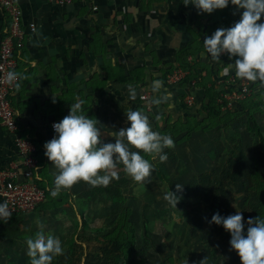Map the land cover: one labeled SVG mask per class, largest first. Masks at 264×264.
I'll return each instance as SVG.
<instances>
[{
	"label": "crops",
	"instance_id": "1",
	"mask_svg": "<svg viewBox=\"0 0 264 264\" xmlns=\"http://www.w3.org/2000/svg\"><path fill=\"white\" fill-rule=\"evenodd\" d=\"M15 1L23 11L26 38L18 57L22 79L12 96V104L21 132L29 134L43 147L56 135L52 124L67 116L78 102H82L80 112L97 120L104 143H114L117 132L130 126L126 117L128 110L143 111L152 125L157 122L156 118L162 121L171 113L173 117L184 116L180 110L187 89L166 83L168 70L177 63L181 49L195 39L199 76L204 80L214 79L217 68L222 69L223 58L214 61L209 56L203 47L205 36L220 28H230L243 11L229 4L209 14L192 5L185 6L186 0H81L63 7L49 0ZM260 22H264V16ZM9 23V15L0 5V44ZM32 24L34 30H31ZM155 79H160L163 89L171 92L170 108L168 104H151L154 96L151 84ZM129 85L136 89L135 100L129 98ZM198 90L196 115L203 102L202 89ZM142 93L148 95L147 100L140 99ZM199 116L202 120L207 118L205 113ZM256 117L261 124L258 114ZM19 159L14 136L0 126V170ZM119 170L124 171L122 164L117 166L116 171ZM58 171L45 156L42 179L49 189L55 187ZM113 183L118 182L114 179L108 185ZM76 184L90 186L83 181ZM126 186L133 189L134 184L130 180ZM82 197L84 201L95 198L92 207L96 214L91 218L98 217L91 222L84 211L87 225H82L79 232L93 239L77 243L69 241L70 238L63 240V264L72 260L77 264H116L108 260L116 252L106 251L112 246L110 241L97 238L113 227L125 208L132 209L130 220L140 212L141 208L135 205L136 195L86 193ZM0 202H3L1 198ZM4 223L0 221V231ZM94 227L104 230H92ZM4 247L5 237L0 233V264L7 261ZM76 249L80 254H76Z\"/></svg>",
	"mask_w": 264,
	"mask_h": 264
},
{
	"label": "rangeland",
	"instance_id": "2",
	"mask_svg": "<svg viewBox=\"0 0 264 264\" xmlns=\"http://www.w3.org/2000/svg\"><path fill=\"white\" fill-rule=\"evenodd\" d=\"M184 102L188 104L186 98ZM246 104L259 115L264 132V87L259 82H254ZM196 105L182 106L180 114L184 116L173 117L171 113L162 121L156 118L154 131L171 136L176 127L181 133L176 138L171 136L175 146L165 150L168 158L163 163L158 157L141 152L154 168L146 181L136 182L119 170V179H115L118 183L96 187L76 184L62 189L56 197L50 194L35 211L12 215L0 231L5 237L6 264H31L26 241L40 231L61 242L66 238L76 243L93 239L79 232L85 223L84 211L91 222L98 217L91 218L96 214L92 207L95 198L84 201L82 196L113 193L122 197L126 192L136 195L135 205L141 208L131 220L138 238L136 258L152 264H241L230 247V234L209 221L217 212L227 217L239 211L245 221L260 213L258 197L250 186L254 159L264 175V155L254 136L246 130V117L237 108L233 109L235 116L231 121L209 129L207 122L194 120L199 118ZM188 115L191 117H185ZM196 126L199 129L193 130ZM129 179L133 189L126 186ZM176 184L182 185L180 191ZM168 191L180 197L177 209L165 201ZM99 200L96 199L97 204ZM113 249L116 251L114 246L106 251L112 253ZM52 264H63V255L57 256Z\"/></svg>",
	"mask_w": 264,
	"mask_h": 264
},
{
	"label": "clouds",
	"instance_id": "3",
	"mask_svg": "<svg viewBox=\"0 0 264 264\" xmlns=\"http://www.w3.org/2000/svg\"><path fill=\"white\" fill-rule=\"evenodd\" d=\"M229 4L243 10L240 19L230 28H220L211 36H205L203 47L214 61H220L222 54H227L229 60L235 58L233 63H228L226 71L234 69L236 78L259 82L264 87V22L258 23L264 16V0H186L185 6L192 5L200 12L210 14ZM17 79V73L7 74L8 83ZM162 89L163 82L155 79L151 84L154 93L151 104H168L170 108L172 94ZM128 91L129 98L135 100L136 89L129 85ZM81 103L72 106L67 116L52 125L56 135L44 144L45 156L59 170L55 187L50 190L52 197L80 181L93 187L107 186L112 180L119 179L116 168L121 164L134 181L144 182L154 168L141 152L158 157L163 163L168 158L165 150L175 146L170 135L153 130L148 116L140 110H128L126 117L130 126L117 132L114 143H104L97 120L79 111ZM176 189L180 191L182 185L176 184ZM164 199L176 208L180 197L168 191ZM11 215L8 203L0 202V221L9 220ZM209 223L222 226L230 234V247L238 254L241 264H264V218L258 216L245 221L239 211L227 217L217 212ZM26 243L31 264H52L54 258L64 252L59 238L43 231L27 239Z\"/></svg>",
	"mask_w": 264,
	"mask_h": 264
},
{
	"label": "built area",
	"instance_id": "4",
	"mask_svg": "<svg viewBox=\"0 0 264 264\" xmlns=\"http://www.w3.org/2000/svg\"><path fill=\"white\" fill-rule=\"evenodd\" d=\"M49 1L63 7L81 0ZM0 5L10 18L9 26L0 44V126L14 136L21 155V159L0 170V198L8 203L12 215H16L35 211L45 203L48 200L49 188L41 186L43 165L36 156L37 149L31 136L21 132L18 114L12 104V96L21 80L18 57L26 38L22 23L23 11L15 0H0ZM34 29L35 26L32 24L31 30ZM222 56L226 57V62H234L235 58L229 60L227 54ZM195 61V56H189L188 65L176 63L167 74V83L171 87L180 86L192 74ZM226 69H229V64L224 65L220 74L214 78L223 88L219 101L224 104L225 110L233 108L236 102L246 99L252 93V82L238 79L234 75V69L229 71ZM9 72H15L18 76L17 81L11 84L6 80ZM198 81L199 78H193L187 83L185 98L188 106H194L196 103ZM140 98L145 101L148 95L142 93Z\"/></svg>",
	"mask_w": 264,
	"mask_h": 264
},
{
	"label": "trees",
	"instance_id": "5",
	"mask_svg": "<svg viewBox=\"0 0 264 264\" xmlns=\"http://www.w3.org/2000/svg\"><path fill=\"white\" fill-rule=\"evenodd\" d=\"M198 53L199 52L195 46V39H194L192 42L187 43L184 46V48L181 49V51L178 53L177 63L186 66L189 63L188 57L196 56ZM221 58H223L221 59L223 61L222 64V68H223L224 65H228V62H226L225 60L226 57H223L221 55ZM193 66L194 69L192 71V74L187 78V80H185L180 84V87L186 89L189 80L193 78H199L198 88L202 89L200 91L203 95V100H202L203 102L200 108L198 109V113L200 115L205 113L207 115L206 116L207 118L202 120V118L199 116V118L196 117L194 120H196L197 122H201L202 124L207 122L206 127L209 129H214L217 128L219 125L231 121L232 118L235 116L233 109L237 108L239 110V114H243L246 117V130L251 135L254 136V138L257 141V145L260 153L264 155L263 127L259 123L256 117L257 112L247 107L246 104V101L249 99V97H251L252 93L246 99L236 102L233 108L225 110L223 109L224 104L219 101L221 97V93L223 92V88L220 85H218L214 79H209V80L202 79L199 76L197 69L199 66L197 65L196 61ZM171 69L168 70L167 74L171 72ZM221 70L220 68H217L218 75L220 74ZM167 74L165 76L166 83H167ZM253 88H254V82H252V92H253ZM199 93L200 92L198 90L196 92V103L198 102ZM185 96L186 93L184 92L183 98H185ZM183 102L184 100L182 99V106L185 108H189V106L185 102L184 103ZM202 124L199 125L202 126ZM198 129L199 126L193 128V130H198ZM172 131L173 134L171 136H174L175 138L181 133V131L176 130V127L173 128ZM31 138H32V142L35 144L37 149L36 156L39 159L40 163L43 165L45 160L44 147L43 145H40V143L36 141L33 137ZM254 165H255L254 173L251 175L252 184L250 188L253 192L256 193L261 208H260V213H258L253 218H256L258 216L264 218V175L260 173L257 160L255 159H254ZM41 186L47 187V184L44 179H42L41 181ZM50 190L51 189H48V196L50 195ZM131 215H132V209L130 207L122 210L121 214L115 220L113 227L110 228L108 232L105 235H103L102 238H97V240L100 241L101 239H104L106 241H110V244L116 248V252L109 256L110 258L108 260H110L111 262H115L116 264H152L146 261L145 259H138L135 257L136 228L134 227L133 223L130 220ZM84 224L87 225L86 223ZM91 229L96 231L104 230L103 228H91ZM246 230H247V225L245 224V232ZM77 263L78 262L76 260H72L68 264H77Z\"/></svg>",
	"mask_w": 264,
	"mask_h": 264
}]
</instances>
